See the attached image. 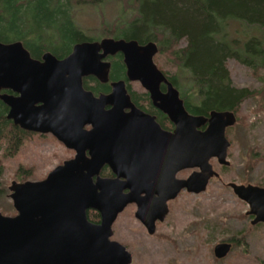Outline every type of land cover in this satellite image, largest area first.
Masks as SVG:
<instances>
[{
  "label": "water",
  "instance_id": "water-1",
  "mask_svg": "<svg viewBox=\"0 0 264 264\" xmlns=\"http://www.w3.org/2000/svg\"><path fill=\"white\" fill-rule=\"evenodd\" d=\"M158 51L154 41L143 45L105 37L76 43L63 59L51 52L36 59L22 41H0V99L10 108L7 118L24 129L51 132L77 151L44 180L12 182L17 215L0 212V264H131L132 253L112 239L113 224L127 205L137 204L136 218L153 234L156 221L169 212V200L183 189L201 193L218 176L212 158L230 164L226 129L237 122L235 113L190 114L156 65ZM118 52L124 55L128 79L151 93L156 106L175 123L174 131L155 123V132L146 134L149 128L143 122L154 117L136 111L124 81L113 83V92L98 98L84 89V76L108 81L110 63L103 58ZM163 82L168 84L166 94L160 91ZM3 89L18 95L1 93ZM124 101L132 109L130 117L123 112ZM107 105L114 107L105 110ZM87 124H92L91 130L84 129ZM106 163L116 177L94 182ZM194 168L199 170L188 178L176 177ZM229 186L248 204L251 224L264 223V187L235 182ZM90 209L100 213V223L88 219ZM231 247L230 242L218 243L215 256L224 258Z\"/></svg>",
  "mask_w": 264,
  "mask_h": 264
},
{
  "label": "trees",
  "instance_id": "trees-1",
  "mask_svg": "<svg viewBox=\"0 0 264 264\" xmlns=\"http://www.w3.org/2000/svg\"><path fill=\"white\" fill-rule=\"evenodd\" d=\"M106 1L0 0V41H22L35 58L46 51L64 57L75 43L96 39L76 21V12ZM130 1V15L114 29L108 28L107 35L140 43L156 42L158 54L169 55L171 65L176 67V74H165L182 90L192 113L231 110L237 115L242 102L253 92L232 84L227 63L234 59L255 71L264 69V0ZM234 21L238 24L232 34ZM121 59L113 58L112 79L125 78ZM92 82L94 90L108 89L107 85ZM7 113V105L0 100V148L6 144V153H12L28 132L15 126ZM3 170L0 156V177ZM32 175L29 169L17 173L21 181ZM4 191L0 183V198ZM88 216L94 222L100 218L96 211H89Z\"/></svg>",
  "mask_w": 264,
  "mask_h": 264
},
{
  "label": "rangeland",
  "instance_id": "rangeland-1",
  "mask_svg": "<svg viewBox=\"0 0 264 264\" xmlns=\"http://www.w3.org/2000/svg\"><path fill=\"white\" fill-rule=\"evenodd\" d=\"M130 11V0H108L82 7L75 18L88 35L98 39L107 37L106 30L114 29ZM237 24L233 22L232 34ZM243 31L244 26L240 33ZM169 58V55L158 54L155 62L162 71L176 74L177 69ZM227 66L232 84L253 92L242 102L237 122L227 131L231 142L230 165L220 166L213 160L218 177L212 179L201 194L183 191L171 203L170 213L158 223L154 235H149L135 218V206L125 209L114 224L113 238L131 251L132 264H264V223L251 224L252 216L246 214L248 204L227 185L235 182L264 187V69L255 71L234 59H229ZM184 82L189 83V80ZM133 88L141 90L139 84H134ZM6 146L3 144L0 148L4 166L0 183L5 189L0 198V211L13 215L15 209L9 197V186L15 180L21 181L18 171L29 169L33 175L27 179H42L72 152L52 136H27L12 153H6ZM220 242L233 244L224 259L214 254Z\"/></svg>",
  "mask_w": 264,
  "mask_h": 264
},
{
  "label": "flooded vegetation",
  "instance_id": "flooded-vegetation-1",
  "mask_svg": "<svg viewBox=\"0 0 264 264\" xmlns=\"http://www.w3.org/2000/svg\"><path fill=\"white\" fill-rule=\"evenodd\" d=\"M107 37H111V36H107ZM103 38H105V37H102V38H96V39H92V40H83V41H79V42H84V41H91V42H94V41H100L101 39H103ZM115 38V37H114ZM117 39H125V38H117ZM125 40H127V41H129V40H132V39H125ZM135 40V39H134ZM138 41V40H137ZM79 42H77V43H79ZM139 42V41H138ZM148 42H150V41H148ZM148 42H145V43H140V44H143V45H145V44H147ZM5 43V42H4ZM76 44V43H75ZM74 44V45H75ZM73 45V46H74ZM72 50H73V47H72V49H71V51L67 54V55H65L64 57H58L59 59H63V58H65V57H67L71 52H72ZM46 52H50V51H46ZM46 52H44V53H46ZM159 52V51H158ZM31 53V52H30ZM44 53H42V55L44 54ZM52 53V52H51ZM53 54V53H52ZM32 55V54H31ZM42 55L39 57V58H36V59H41L42 58ZM55 55V54H54ZM158 55V53L154 56V61H155V58H156V56ZM56 56V55H55ZM116 56H121V60H122V63L124 64V66H125V78H120V79H112L111 78V71H112V63H113V58H115ZM33 57V56H32ZM57 57V56H56ZM35 58V57H34ZM103 62H109L110 63V71H109V76H108V81H106V82H102L98 77H96L95 75H87V76H84L83 77V87H84V89L86 90V91H88V92H91L93 95H94V97H99L100 95H109V94H111L112 92H113V83H115V82H119V81H124L125 82V89H126V92H127V95H129V97H130V102L134 105V107L136 108V111H138V112H141V113H144V114H148L149 116H151V117H154V121H152V120H148L149 121V123H147V122H143V127L144 128H149V130H146L147 132H146V134L148 133H150V132H155V123H157L159 126H160V128L162 129V130H165V131H169V132H172V131H174V129H175V127H176V125H175V123L174 122H172L171 121V119H170V117L168 116V114L167 113H165L161 108H159L158 106H156V104L154 103V101H153V99H152V97H151V93L139 82V81H131V80H129L128 79V77H127V69H126V65H125V63H124V55H123V53H121V52H118V53H116L115 55H109V56H106L105 58H103ZM156 63V62H155ZM156 65H157V63H156ZM158 66V65H157ZM159 68V67H158ZM160 69V68H159ZM161 70V69H160ZM164 72V71H163ZM164 74H165V72H164ZM166 75V74H165ZM166 77L169 79V77L166 75ZM93 78V79H92ZM170 80V79H169ZM92 81H96V82H98L100 85H107V87H108V89L107 90H94L92 87L95 85V83L94 82H92ZM90 82V83H89ZM170 82L173 84V86H174V88H176L178 91H179V93H180V97L183 99V102H184V106H185V108H186V110L190 113V114H194V113H192L189 109H188V107H187V105H186V103H185V98H184V96H183V92H182V90L177 86V85H175L171 80H170ZM87 83V84H86ZM89 83V84H88ZM134 84H139L140 85V87H141V90H136V89H134L133 88V85ZM160 91L163 93V94H166L167 93V91H168V84L167 83H165V82H163V83H161L160 84ZM1 93H9V94H11V95H14V96H17L18 94L17 93H15V92H13L12 90H5V89H3L2 91H1ZM1 100V99H0ZM2 101V100H1ZM3 102V101H2ZM4 103V102H3ZM5 104V103H4ZM6 105V104H5ZM8 107V106H7ZM112 107H114V106H112V105H107V106H105V110H110ZM9 107H8V112H9ZM132 111V109L131 108H129L128 106H127V103L124 101V103H123V112L128 116V117H130V112ZM212 110H210L209 112H208V114H195V115H204V116H209V113L211 112ZM217 111H231V110H217ZM233 112V111H232ZM235 113V112H234ZM7 115H8V113H7ZM125 115V116H126ZM235 115H236V113H235ZM236 117H237V115H236ZM9 120H11L12 121V123L15 125V126H17V127H19L20 129H22V130H24V131H27L28 132V136H38V137H43V138H48V136H52L57 142H59L62 146H64L66 149H68L70 152H72V155L69 157V158H66V159H63L61 162H59L57 165H55L48 173H47V175L51 172V171H53L55 168H57L58 166H61V165H63L66 161H69V160H71V159H74L75 158V156L77 155V151L74 149V148H71V147H68L67 146V144L66 143H64L63 141H61L57 136H55L53 133H51V132H40V131H34V130H28V129H24V128H22L19 124H15V122H14V120L13 119H9ZM140 126H142V124H140ZM207 126H208V123H206V125H204V126H202L201 127V129L202 130H204V129H206L207 128ZM230 127H232V126H229L227 129H226V136H227V131H228V129L230 128ZM84 129L85 130H91L92 129V124H87L86 126H84ZM227 138H228V136H227ZM228 140L230 141V139L228 138ZM231 143V142H230ZM230 146H231V144H230ZM230 148V147H229ZM229 150V149H228ZM86 155L88 156V157H90V154H89V150H87L86 151ZM213 160H216V162L220 165V166H229V165H223V164H220L219 162H218V160H217V158H212L211 159V163H212V165H213V168H214V170L217 172V173H219V171L214 167V164H213ZM227 160H228V156H227ZM229 162H230V160H228ZM112 167H111V165L109 164V163H106L102 168H101V170H100V174L99 175H95L94 177H93V180H94V182H96L97 181V178L98 177H101V178H103V179H106V178H109V179H114L115 177H116V174L112 171ZM199 169L198 168H194V169H184V170H181L180 172H178V174H177V178H179V179H186V178H188L194 171H198ZM185 174V175H184ZM47 175L44 177V178H42V179H38V180H32V179H26V180H22V181H17V182H25V181H40V180H44L46 177H47ZM182 176V177H181ZM216 177H218V176H214L212 179H214V178H216ZM211 179V180H212ZM211 180L209 181V183H208V185H207V187H206V190L208 189V186H209V184H210V182H211ZM16 181V180H15ZM231 183V182H230ZM12 185V184H11ZM10 185V186H11ZM227 185L229 186V183H227ZM10 186H9V190H10ZM230 187V186H229ZM232 189V188H231ZM205 190V191H206ZM183 191H186L187 193H191V192H188L186 189H183V190H181L180 192H179V194L174 198V199H171V200H169L168 201V207H169V212H168V214L170 213V205H171V203L183 192ZM205 191H202L201 193H203V192H205ZM11 190H10V193H9V197L11 198ZM124 192L125 193H128L129 192V190L128 189H126V190H124ZM201 193H198V194H201ZM192 194H196V193H192ZM197 195V194H196ZM11 200H12V198H11ZM12 203H13V200H12ZM135 206V208H136V210H135V212L137 211V204L136 203H131V204H128L127 205V207L126 208H128L129 206ZM13 207H14V205H13ZM125 208V209H126ZM15 209V208H14ZM125 209H124V211H125ZM89 211H96V212H98L97 210H94V209H90V210H88L87 211V216H88V212ZM123 211V212H124ZM1 212V211H0ZM123 212H121L119 215H118V217L123 213ZM2 213V212H1ZM99 213V212H98ZM3 214V213H2ZM168 214L166 215V217L168 216ZM3 215H6V214H3ZM15 215H17V211H16V209H15V214H13V215H6V216H15ZM99 215H100V213H99ZM134 215H135V213H134ZM249 216V215H248ZM118 217H117V219H118ZM166 217H165V219H166ZM135 218H136V216H135ZM253 218V217H252ZM88 219L90 220V218H89V216H88ZM117 219H116V221H117ZM137 219V218H136ZM164 219V220H165ZM164 220H157L156 221V229H155V232L153 233V234H150L149 232H148V230H147V228L141 223V221L140 220H138V221H140V223L144 226V228L146 229V231H147V233L149 234V235H154L155 233H156V230H157V225H158V223H162ZM252 220V219H251ZM91 222H93V223H100L101 222V215H100V218H99V221H97V222H94V221H92V220H90ZM116 221L114 222V224L116 223ZM114 224H113V231H114ZM113 236H114V234H113ZM113 236H112V239L113 240H116V239H114L113 238ZM118 241V240H117ZM120 242V241H119ZM121 243V242H120ZM123 244V243H122ZM124 245V244H123ZM231 245H232V247H231V250H232V248H233V244L231 243ZM126 246V245H125ZM128 249V248H127ZM129 250V249H128ZM130 251V250H129ZM131 252V251H130ZM231 252V251H230ZM229 252V253H230ZM228 253V254H229ZM215 254V253H214ZM227 254V255H228ZM133 256V255H132ZM225 257H227V256H225ZM224 257V258H225ZM224 258H221V259H224ZM133 261V260H132ZM132 264V263H131Z\"/></svg>",
  "mask_w": 264,
  "mask_h": 264
}]
</instances>
